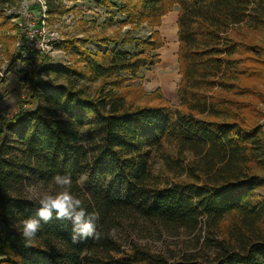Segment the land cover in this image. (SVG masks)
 Wrapping results in <instances>:
<instances>
[{
    "label": "trees",
    "instance_id": "1",
    "mask_svg": "<svg viewBox=\"0 0 264 264\" xmlns=\"http://www.w3.org/2000/svg\"><path fill=\"white\" fill-rule=\"evenodd\" d=\"M122 1L132 22L151 25L171 3L179 5L180 107L141 104L122 91L121 73L135 75L157 63L149 52L161 46L158 36L136 40L140 52L82 51L81 67L53 69L65 85L1 128L0 264H264V197L258 194L264 135L252 123L261 100L254 79L264 80V69L241 67L254 61L243 57L252 48L244 33L243 40L231 35L237 27L264 26V0ZM61 2L47 0L49 11ZM17 3L0 0V14ZM257 54L254 62L263 65L264 50ZM98 80L90 91L87 83ZM157 159L187 180L156 174ZM56 174L69 175L73 194L99 214L98 238L72 243L71 222L55 215L31 242L17 231L19 221L36 213L25 185L47 184ZM137 218L160 234H195L196 250L165 255L136 240L123 246L110 235Z\"/></svg>",
    "mask_w": 264,
    "mask_h": 264
},
{
    "label": "rangeland",
    "instance_id": "2",
    "mask_svg": "<svg viewBox=\"0 0 264 264\" xmlns=\"http://www.w3.org/2000/svg\"><path fill=\"white\" fill-rule=\"evenodd\" d=\"M61 1L52 12H47L44 29L36 30L40 27L41 20L39 6L34 0H18L16 6H6L0 14V140L1 128L5 121L24 109L34 108L39 102H46L57 86L65 85V76L57 75L53 69L60 66L81 67L84 63L82 51L93 55L105 54L110 49L118 48L140 52L143 46L136 40L151 41L157 36L161 46L149 52L151 57L157 59V63L140 68L135 75L121 73L119 77H122V91L130 99L134 98L141 104H165L172 109L180 107V7L177 3H171L170 9L160 18L157 25H151L148 22H132L123 10L122 0L108 4H100L98 0ZM27 3L30 13L33 14L30 20L23 7L24 4L28 6ZM171 14L172 18L175 17V22H166L164 28L165 21ZM25 24H28L27 27L34 26L36 32H31L33 37L26 34ZM242 33L246 36L244 42L252 48V51L245 52L243 57L248 55L256 61L261 57L257 53L264 50V26L237 27L231 35L240 40ZM127 35L134 40H124L123 37ZM29 37L33 41L30 42ZM254 61L245 60L241 67L264 69V64L260 65ZM99 83L100 80L88 82L87 85L90 91H93ZM254 84L258 85L255 94L261 95V100L252 97L258 106V117L253 118L252 123L259 122L264 135V80L254 79ZM168 150H172L170 152L175 156L173 146L170 145ZM155 171L171 181L187 180L185 176L176 177L166 172L160 159L156 160ZM81 181L84 185L85 179ZM258 194L264 197V186L258 190ZM114 235L123 246L131 240H136L149 246L152 251L165 255L178 256L196 250L195 234H160L153 224L141 218L123 221L114 229ZM205 236L204 230L197 250L201 248Z\"/></svg>",
    "mask_w": 264,
    "mask_h": 264
},
{
    "label": "clouds",
    "instance_id": "3",
    "mask_svg": "<svg viewBox=\"0 0 264 264\" xmlns=\"http://www.w3.org/2000/svg\"><path fill=\"white\" fill-rule=\"evenodd\" d=\"M71 189V177L61 174H56L47 184L37 181L25 185V198L36 206L35 215L24 218L16 226L26 242L36 238L42 222L48 223L54 215L57 220L71 222V241L74 244L99 237V214L87 211L82 200L74 195ZM110 235H114V230Z\"/></svg>",
    "mask_w": 264,
    "mask_h": 264
},
{
    "label": "built area",
    "instance_id": "4",
    "mask_svg": "<svg viewBox=\"0 0 264 264\" xmlns=\"http://www.w3.org/2000/svg\"><path fill=\"white\" fill-rule=\"evenodd\" d=\"M35 1V3L37 4V6H39V9H40V14H39V19L41 20V25H40V27L38 28V29H36V30H39L40 28H42V29H44V28H46L45 26H46V22H47V16H48V3H47V0H34ZM27 2V1H26ZM28 4V3H27ZM23 7L25 8L24 9V11H25V15L27 16V17H29V20H30V18L32 17V13H30L31 12V10H30V6H29V4H28V6L27 5H23ZM31 9H33V10H35L34 8H31ZM34 22H35V20H34ZM28 26V24H25L24 25V29H25V31H26V34L29 36V35H31V37H33V35L31 34V32L33 31V32H36L35 31V29H33V25H30L29 27H27ZM29 28V29H28ZM32 32V33H33ZM31 37H29V41L31 42V41H33V39L31 38Z\"/></svg>",
    "mask_w": 264,
    "mask_h": 264
},
{
    "label": "crops",
    "instance_id": "5",
    "mask_svg": "<svg viewBox=\"0 0 264 264\" xmlns=\"http://www.w3.org/2000/svg\"><path fill=\"white\" fill-rule=\"evenodd\" d=\"M172 16H173V14H171L169 17H167V19L165 21V27L164 28H166V22H168V21H170L171 23L175 22V17L172 18Z\"/></svg>",
    "mask_w": 264,
    "mask_h": 264
}]
</instances>
